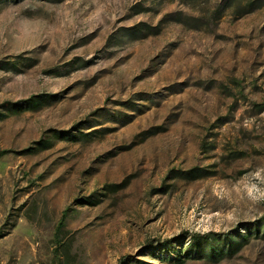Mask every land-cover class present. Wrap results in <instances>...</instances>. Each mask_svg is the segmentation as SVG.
Segmentation results:
<instances>
[{"label":"rangeland","instance_id":"374dc122","mask_svg":"<svg viewBox=\"0 0 264 264\" xmlns=\"http://www.w3.org/2000/svg\"><path fill=\"white\" fill-rule=\"evenodd\" d=\"M1 151L0 264H264V0H0Z\"/></svg>","mask_w":264,"mask_h":264},{"label":"trees","instance_id":"16d2710c","mask_svg":"<svg viewBox=\"0 0 264 264\" xmlns=\"http://www.w3.org/2000/svg\"><path fill=\"white\" fill-rule=\"evenodd\" d=\"M5 152L4 151H1L0 152V157L4 154ZM64 217H65V212H63L61 214V217H60V220H59V224H58V230L61 229L62 225H63V221H64ZM207 236L206 234H200V233H193L191 235V238H193L194 240H198V239H201V238H204L207 240Z\"/></svg>","mask_w":264,"mask_h":264}]
</instances>
